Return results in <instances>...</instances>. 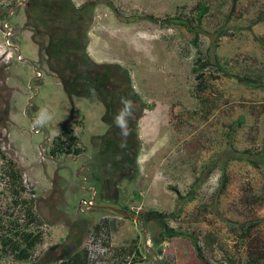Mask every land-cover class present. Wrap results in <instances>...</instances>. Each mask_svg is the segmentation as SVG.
<instances>
[{
  "label": "rangeland",
  "instance_id": "obj_1",
  "mask_svg": "<svg viewBox=\"0 0 264 264\" xmlns=\"http://www.w3.org/2000/svg\"><path fill=\"white\" fill-rule=\"evenodd\" d=\"M36 1L0 0V264H205L195 244L264 264V85L245 80L264 82V0H72L68 20ZM137 14L189 20L212 65L197 76L193 33ZM68 123L72 152L52 155Z\"/></svg>",
  "mask_w": 264,
  "mask_h": 264
},
{
  "label": "trees",
  "instance_id": "obj_2",
  "mask_svg": "<svg viewBox=\"0 0 264 264\" xmlns=\"http://www.w3.org/2000/svg\"><path fill=\"white\" fill-rule=\"evenodd\" d=\"M40 1L41 0H39L38 2L36 1V4H34V6H33L36 9L38 8V10H39V11L37 10L38 15H42V17L48 16V17H55V18H61L63 20L64 19L68 20V15H65V13H69L72 11V10H69L71 5L73 4L72 0H68V1H64V0L61 1L60 0V3L58 4V6L53 5L52 3H49V4L48 3H40ZM87 6L89 7V9L92 12V7L89 5H87ZM72 7L74 8V6H72ZM206 8H208V7L207 6L202 7V9L199 13V16L197 17L198 21L201 20L203 14L206 12V10H207ZM32 11H33V13H34V11L36 13V10L33 8H32ZM73 11H75V12H73V19L74 20L71 18L73 21H66L68 23V25L70 26V27H67V31H70V33L73 32L74 34H76V32L78 33L81 30L82 22H86L87 23L86 24V26H87L86 33H87V38H89L88 37V31H89V28L91 26V22L86 20L87 16L83 15L84 12H82V10L73 9ZM35 13H34V18L37 19L38 15ZM82 16H84V18H82ZM136 16L139 18L151 20V21L157 23L158 25H160L162 27L168 26V25H172V26L184 25L187 29H189L193 33V36L190 39V44L193 45L195 48H197V52H198V56L193 61V68H192L193 71L195 73H197V76L202 77L204 73H201L200 71L205 70V68H208L210 65H212V63L209 59L206 60L202 57V55H201L202 53L199 50V48H200V42H199L200 32L197 31L196 28L190 24L189 20H185V19L179 18L177 16H169V17H165V18H159V17H155L154 15H143V14H137ZM90 20H91V18H90ZM226 32L227 31H222V34H226ZM69 39H70V37H69ZM71 41H72V39H71ZM74 41H76V39H74ZM59 51L60 50L58 49V47H53V50L50 49L49 54H50V56L51 55L53 56V55H55L54 53L57 52L56 58L60 59L59 58ZM105 68L106 67H104V65L101 66V70H105ZM218 69H222V67L220 65H218ZM223 74H225V73H223ZM225 75L230 76V74H228V73H226ZM212 76L213 77H219L217 75H212ZM240 80L241 81L246 80V82L253 83L256 86L264 85L263 81L257 80L252 76H247L245 80L244 79H240ZM68 127H70L69 123L64 124L61 132L57 136H55V138L53 140V147L51 150L52 155L69 154L72 152L71 148H73V145H72V143L69 142V140H70V138L75 139L77 137H73L70 134H68V132H66L65 129ZM73 150L76 151L75 149H73ZM78 151L79 150H77L76 153ZM247 154L248 155L246 157H241V158L250 159V161L254 162V163L257 162L256 159H254L252 157L253 156L252 153H247ZM261 161H264V157ZM8 166L10 168L9 174L12 176H15V174H17V170H15L14 162L9 161ZM16 196L20 198L18 191H17ZM22 201L27 203V200H22ZM10 243H11V239H8L6 237L2 240V244L4 245L5 249H7L8 246H10ZM34 243H35V240L29 241L28 248H32ZM11 248L15 250V251H13L14 253L17 252V256L19 258H28L29 257V252L26 249L18 250V245H15L13 241L11 243ZM195 248H196L198 257L200 259H202L205 264H214L210 259H208L206 257L204 249L201 245L195 244ZM73 256L70 257L69 260L66 261V264H88L86 255L82 259H80L78 257V255H73Z\"/></svg>",
  "mask_w": 264,
  "mask_h": 264
},
{
  "label": "clouds",
  "instance_id": "obj_3",
  "mask_svg": "<svg viewBox=\"0 0 264 264\" xmlns=\"http://www.w3.org/2000/svg\"><path fill=\"white\" fill-rule=\"evenodd\" d=\"M6 24L9 25V23H6ZM9 27L11 28L10 25ZM8 35H11V31H9ZM121 104L123 105V107L120 109L119 113L116 115L114 122L116 126L121 130V135L126 137L127 136V117L130 116L131 114L132 105L130 101L126 99H122ZM91 201H93V199H91ZM90 205H93V203L91 202Z\"/></svg>",
  "mask_w": 264,
  "mask_h": 264
},
{
  "label": "water",
  "instance_id": "obj_4",
  "mask_svg": "<svg viewBox=\"0 0 264 264\" xmlns=\"http://www.w3.org/2000/svg\"><path fill=\"white\" fill-rule=\"evenodd\" d=\"M99 207L101 208H106V209H111L123 216H127V217H131V218H134V219H137V220H141V221H144L143 217L137 215V214H134L130 211H127L125 209H121V208H118L116 206H113V205H100Z\"/></svg>",
  "mask_w": 264,
  "mask_h": 264
},
{
  "label": "crops",
  "instance_id": "obj_5",
  "mask_svg": "<svg viewBox=\"0 0 264 264\" xmlns=\"http://www.w3.org/2000/svg\"><path fill=\"white\" fill-rule=\"evenodd\" d=\"M35 34H36V37H37V32L35 31ZM38 38V37H37ZM36 43H37V45H38V50H39V55L42 53V46H41V44L39 45V41H40V39L38 38V40L36 39ZM37 58H38V56H37Z\"/></svg>",
  "mask_w": 264,
  "mask_h": 264
},
{
  "label": "built area",
  "instance_id": "obj_6",
  "mask_svg": "<svg viewBox=\"0 0 264 264\" xmlns=\"http://www.w3.org/2000/svg\"><path fill=\"white\" fill-rule=\"evenodd\" d=\"M6 27L10 28L8 24L5 25Z\"/></svg>",
  "mask_w": 264,
  "mask_h": 264
}]
</instances>
